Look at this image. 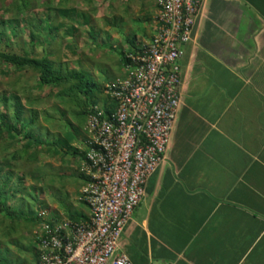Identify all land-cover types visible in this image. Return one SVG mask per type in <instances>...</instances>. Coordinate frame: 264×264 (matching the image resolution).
<instances>
[{
	"label": "crops",
	"instance_id": "crops-1",
	"mask_svg": "<svg viewBox=\"0 0 264 264\" xmlns=\"http://www.w3.org/2000/svg\"><path fill=\"white\" fill-rule=\"evenodd\" d=\"M149 25L152 36L155 23ZM191 38L179 62L181 106L165 163L149 179L118 250L132 264H264V0H203ZM10 85L15 89L9 94L14 92L24 109L18 129H28L27 136L22 131L15 138L10 158L24 166L29 139L49 142L57 134ZM9 100L15 105L16 99ZM32 124L37 127L29 132ZM3 130L0 136L9 133ZM84 139L85 134L78 136ZM57 169L67 172L49 189L54 201L43 192L42 202L52 219H65L62 204L75 211L72 193L83 175L76 172L71 179L75 170L63 163ZM28 172H23L26 186ZM0 176L1 187L10 177ZM9 197L3 193L5 206ZM81 213L86 221L87 208Z\"/></svg>",
	"mask_w": 264,
	"mask_h": 264
},
{
	"label": "rangeland",
	"instance_id": "rangeland-1",
	"mask_svg": "<svg viewBox=\"0 0 264 264\" xmlns=\"http://www.w3.org/2000/svg\"><path fill=\"white\" fill-rule=\"evenodd\" d=\"M27 1L29 9L19 16L18 24H13L9 22L10 11L5 10V8L11 9L13 0H0V23L3 20L8 21L3 26L5 34L0 33V51L6 54L29 53L33 57L45 56L52 63L56 73L66 75L76 72L85 73L99 88L124 78L122 56L133 52L129 42H133L135 49L148 42L151 37L147 36L151 32L149 23L151 25L155 23V17L151 19L146 17L145 19V16L155 12L153 0ZM131 27L132 34L129 30ZM37 33L45 36V40L43 41L42 37L40 41L31 44L29 38ZM134 35L137 39L133 38ZM12 83L15 84L17 94L21 96L23 103L26 101L27 104H30L37 114L40 111L42 115L38 114V116H43L44 119H42L47 121L46 123L49 124L47 128L51 129L49 132L57 134L56 139L50 138L49 142L42 143L28 138L32 143H26V155L23 153L26 156V165L24 166V163L20 162L15 166L17 161L13 157L10 158L14 153L13 146L16 144L13 142L15 138H21V135L12 133L10 136V132H4L0 136V175H3L4 178L10 177L9 181H1L3 187H0V192L12 196L7 207L17 209L19 212L24 211L26 203L27 206L32 204L29 209L30 216H32L31 213L38 207L44 209L46 206L42 202L41 194L43 192L48 199L53 200L50 195V190L53 188L51 185L58 183L59 176L67 172L63 169L59 170L57 167L59 168L63 163L69 166V171L75 170L70 176L71 179H76V172L82 174L80 170L82 157L72 149L77 146L84 147L83 142L78 140V136L86 134L83 114L103 102H99L100 94L98 95L95 90L91 94L88 92L85 94L83 90L81 92L80 89L84 88L81 86L86 87L88 84L83 85L84 83L80 81L66 82L62 89L60 87H44L40 93L34 92V90H39L35 89L38 88V85L35 83V76L32 72L17 71L12 67L0 65V101L2 97H5L2 99L5 101L4 105L0 103V116L7 114L5 115L7 118L13 109V102L9 99H13L15 96L14 92L9 94L10 90L15 89L10 85ZM101 97L103 98V91ZM26 109L25 111H28ZM7 121L6 118L0 119L1 132L4 131L3 128L7 129L9 125ZM13 124L10 126L14 127ZM50 124L56 128L52 129ZM33 127L37 126L32 124L29 132ZM27 130L23 129V133ZM38 133H40V129ZM16 135L18 137H15ZM24 135L27 136L26 133ZM43 139H45L44 134ZM20 142L23 141H18V143ZM58 154H60L59 157H57ZM55 164L57 167L53 166ZM42 166L45 167L44 173H41ZM72 167L73 169H71ZM25 171H29L27 183H31L27 186L24 184L26 183L23 175ZM14 177L23 179L19 182ZM81 185L80 188L75 187V192L72 193L75 195L71 198V202H77L75 211L78 214L86 210V207L77 201V198L80 197V190L85 185L84 180H81ZM47 215L51 216L48 212ZM23 216H29V214L23 213ZM59 218L56 216L54 222H58ZM67 221H69L68 218ZM0 222H2L1 217ZM1 226L0 223V231ZM31 231L23 234L20 241H17L15 233L8 239L0 236V257L5 256L6 259L1 264H38L36 245L33 241V231L32 234Z\"/></svg>",
	"mask_w": 264,
	"mask_h": 264
},
{
	"label": "built area",
	"instance_id": "built-area-1",
	"mask_svg": "<svg viewBox=\"0 0 264 264\" xmlns=\"http://www.w3.org/2000/svg\"><path fill=\"white\" fill-rule=\"evenodd\" d=\"M202 1L153 0V35L125 55L124 78L105 86L109 103L89 109L84 147H76L87 178L78 200L88 218L52 222L39 210L33 232L38 264H132L118 241L149 179L165 163L181 106L179 62Z\"/></svg>",
	"mask_w": 264,
	"mask_h": 264
},
{
	"label": "trees",
	"instance_id": "trees-1",
	"mask_svg": "<svg viewBox=\"0 0 264 264\" xmlns=\"http://www.w3.org/2000/svg\"><path fill=\"white\" fill-rule=\"evenodd\" d=\"M29 9V2L27 0H13L12 5H11V9L10 8H5L6 11H10V15L11 17L9 18V22L15 24V23H19V16L22 15L23 13H25L26 10ZM8 23V21H2L0 23L1 29H0V33H4V29L3 26ZM49 28V27H48ZM3 34V35H4ZM43 37V41L45 40V36L37 33L33 36H31L29 38V42L31 44L36 43L38 41H40V39ZM130 46L133 48V52L135 53L136 51H138V48L135 49V45L133 44V42H129ZM122 62L123 64L125 63V56H122ZM0 65H6L9 67H12L14 70L17 71H27V72H32L35 76V81H37V85L38 88H35L36 90L42 91V88L44 87H60L61 89L63 88V84L66 82H70V81H80L83 82L85 84H88L86 87L85 86H81L84 87L81 90H83V92L86 94L88 93H94L95 92L98 93V95L100 94L99 98V102H103L101 104V106H103L104 108L106 107V105L109 103V97L107 95H105L104 91H105V87L103 88H99L96 83L94 84V81H92V78L82 72H76L73 74H58L55 72V70L53 69V65L52 63L47 59V57L45 56H41V57H33L30 56L29 53H23L21 55H16V54H6L3 51H0ZM31 89V87H30ZM31 91V90H30ZM35 91V90H34ZM36 91V92H39ZM103 91V98L101 97ZM5 97H2V99ZM0 101V103L2 105H4V100ZM13 99H16V103L15 105H13V109H12V113L13 115L9 118H7V114L0 116V119L6 118L8 119L7 123L9 124L7 126L8 132L10 131H14L16 133L22 132L23 128L18 129V126L22 120V116H23V106L19 104L20 99L17 96H13ZM89 109L83 114L85 120H86V116L88 114ZM82 116V118H83ZM10 121L14 123V128H12L10 126ZM32 123L35 122V119L33 118V120H31ZM31 124V123H30ZM0 128H2L1 124H0ZM34 128V127H33ZM6 129V127H5ZM27 135V134H26ZM70 135V134H68ZM54 139L57 138V135L53 136ZM69 150V148H68ZM73 152H76V154H78L80 157H83V152L78 153L77 149H72ZM83 175V174H81ZM82 178V176H81ZM83 180L84 182L87 181V178L83 175ZM1 187H3V184L1 185ZM12 196L9 197L8 200H11ZM5 201H7L6 199H3V194L2 192H0V217L2 218V222L1 223V231H0V236L8 239L10 238V236L15 233L16 234V238L17 241L22 240L23 238V234H26V232H29L30 229L33 231L36 227L37 224V212L39 210H43L42 207H38L34 212H32V216H30V212L29 209L31 208L32 204L30 206H27L25 204V208L23 212H27L29 213V218H27L28 216H23L22 213H20L17 209L14 208H9L7 206H5ZM79 203H82L84 206L85 202L83 201H78ZM63 205H65L64 203L62 204V207L65 208V219L59 218V221L62 220H66L67 218L69 219L70 222H74V223H82L84 221H81L82 218L86 219V216H84L82 213L78 214L76 211L74 212H70V210H68L66 207H64ZM87 208V207H86ZM28 209V210H27ZM27 210V211H25ZM33 211V210H31ZM54 219L56 216H53ZM49 219L52 220V222H54V219H52V217L50 216ZM58 221V222H59ZM31 231V233H32ZM15 237V236H14ZM37 242V241H35ZM37 257V255H36ZM6 261L5 256H1L0 257V264L4 263ZM38 262V261H37Z\"/></svg>",
	"mask_w": 264,
	"mask_h": 264
},
{
	"label": "clouds",
	"instance_id": "clouds-1",
	"mask_svg": "<svg viewBox=\"0 0 264 264\" xmlns=\"http://www.w3.org/2000/svg\"><path fill=\"white\" fill-rule=\"evenodd\" d=\"M44 210V209H43Z\"/></svg>",
	"mask_w": 264,
	"mask_h": 264
}]
</instances>
